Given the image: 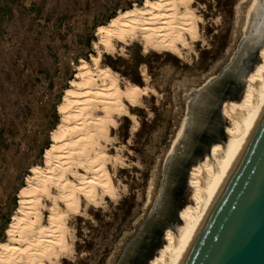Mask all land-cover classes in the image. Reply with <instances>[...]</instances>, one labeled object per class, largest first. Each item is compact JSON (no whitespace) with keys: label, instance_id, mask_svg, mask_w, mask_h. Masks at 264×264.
Returning a JSON list of instances; mask_svg holds the SVG:
<instances>
[{"label":"rangeland","instance_id":"374dc122","mask_svg":"<svg viewBox=\"0 0 264 264\" xmlns=\"http://www.w3.org/2000/svg\"><path fill=\"white\" fill-rule=\"evenodd\" d=\"M144 1L0 0V243L7 242L17 193L31 169L45 168L43 152L60 124L57 106L63 93L78 64L92 56L116 73L120 86L142 91L138 103L128 106L130 114L116 117L103 148L111 193L98 189L93 202L82 200L69 215L68 251L54 264H119L141 227L149 229L148 218L166 182L168 155L192 101H205V86L238 51L254 0H191L196 32L179 54L145 49L138 37L112 39L111 48L98 43L99 26ZM256 61L261 62L257 54L253 68ZM244 87L231 85L233 100L241 98ZM224 123L229 125L226 117ZM220 137L213 139L226 146L227 133L222 130ZM191 192L190 181L177 191L180 208L193 203ZM149 230L153 237L142 234L143 248L134 251L129 264H147L165 244L163 230Z\"/></svg>","mask_w":264,"mask_h":264},{"label":"bare ground","instance_id":"6f19581e","mask_svg":"<svg viewBox=\"0 0 264 264\" xmlns=\"http://www.w3.org/2000/svg\"><path fill=\"white\" fill-rule=\"evenodd\" d=\"M190 1L145 0L99 26L98 43L111 48L112 39L138 37L145 49L179 54L186 38L196 32ZM246 19L238 51L205 86L210 99L192 101L191 114L168 155L162 196L147 221L149 229L163 230L165 244L147 264H179L264 110V0H254ZM255 54L261 62L253 68ZM233 84L245 86L238 101L233 100ZM141 91L132 84L120 86L116 73L102 66L99 56L78 64L57 106L60 124L43 152L45 168L33 167L17 193L7 242L0 243V264H54L66 254L69 215L78 211L82 200L93 202L98 189L111 193L103 148L116 117L130 114L128 106L138 103ZM222 130L227 133L226 146L213 139H222ZM189 181L193 203L182 209L176 193ZM144 226L124 249L119 264H129L134 251L142 250L144 232L153 237Z\"/></svg>","mask_w":264,"mask_h":264},{"label":"water","instance_id":"95a60500","mask_svg":"<svg viewBox=\"0 0 264 264\" xmlns=\"http://www.w3.org/2000/svg\"><path fill=\"white\" fill-rule=\"evenodd\" d=\"M179 264H264V110Z\"/></svg>","mask_w":264,"mask_h":264},{"label":"trees","instance_id":"16d2710c","mask_svg":"<svg viewBox=\"0 0 264 264\" xmlns=\"http://www.w3.org/2000/svg\"><path fill=\"white\" fill-rule=\"evenodd\" d=\"M88 44H89V42H88Z\"/></svg>","mask_w":264,"mask_h":264}]
</instances>
